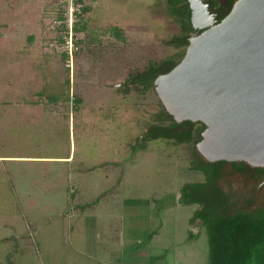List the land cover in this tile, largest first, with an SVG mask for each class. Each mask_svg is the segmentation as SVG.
Listing matches in <instances>:
<instances>
[{
    "label": "rangeland",
    "instance_id": "1",
    "mask_svg": "<svg viewBox=\"0 0 264 264\" xmlns=\"http://www.w3.org/2000/svg\"><path fill=\"white\" fill-rule=\"evenodd\" d=\"M57 1L0 0V60L1 23L41 31ZM85 3L71 71L51 54L26 72L0 61V264H207L205 227L188 222L198 206L179 199L203 179L196 143L144 141L162 103L130 79L180 61L186 46L166 43L179 18L166 0Z\"/></svg>",
    "mask_w": 264,
    "mask_h": 264
},
{
    "label": "water",
    "instance_id": "2",
    "mask_svg": "<svg viewBox=\"0 0 264 264\" xmlns=\"http://www.w3.org/2000/svg\"><path fill=\"white\" fill-rule=\"evenodd\" d=\"M193 28L184 55L154 79L177 122L204 125L195 147L208 162L264 167V0H235L219 18L211 0H186Z\"/></svg>",
    "mask_w": 264,
    "mask_h": 264
},
{
    "label": "trees",
    "instance_id": "3",
    "mask_svg": "<svg viewBox=\"0 0 264 264\" xmlns=\"http://www.w3.org/2000/svg\"><path fill=\"white\" fill-rule=\"evenodd\" d=\"M166 1L170 12L179 18L181 28V33L173 36L166 43L187 46L189 32L193 31L188 3L186 0ZM234 1L227 0L228 10ZM87 12L88 9L85 7L84 13ZM221 17L222 14L219 15V18ZM84 24L77 29H84ZM61 58L63 60V54ZM178 62L172 59L150 62L144 69L132 73L130 79L132 83L140 84L143 90L153 88L156 76L165 72L163 65L168 64L170 69ZM156 119L159 123L151 124L142 135L144 141L169 138L177 143L190 141L196 143L201 138V131L204 128L202 123L198 122L200 126L194 131L192 122L185 121L188 130L179 132L177 128L180 125L163 105ZM138 146L144 148V144L138 143ZM193 151L196 157L191 162L192 167L204 173L209 179L210 167H213L214 163L204 160L196 151L195 145ZM206 186L207 182H185L180 188L179 199L182 204L198 203L201 205V208L193 212L188 222L193 223L199 219L205 227L208 241L207 264H264V205L252 211L223 214L219 211L224 201L223 197L213 194Z\"/></svg>",
    "mask_w": 264,
    "mask_h": 264
},
{
    "label": "flooded vegetation",
    "instance_id": "4",
    "mask_svg": "<svg viewBox=\"0 0 264 264\" xmlns=\"http://www.w3.org/2000/svg\"><path fill=\"white\" fill-rule=\"evenodd\" d=\"M215 1L217 2L216 4ZM211 7L213 11L219 13V15H223L227 11L223 0H211ZM167 68H169L168 64L163 65V70ZM178 124L180 125V127L177 128L179 132H181V130H188L185 121ZM193 124L194 122H192V126ZM212 163H214V166L210 167V178L208 179V177L200 171L203 179L193 182H207L206 188H208L209 191L223 197L224 201L219 209L220 213L234 214L263 207L264 167L252 166L243 161L220 160ZM233 198L235 199L233 200ZM193 204H197V209L201 208L200 204ZM233 208L235 211H230V209ZM196 220L200 221L199 219Z\"/></svg>",
    "mask_w": 264,
    "mask_h": 264
},
{
    "label": "crops",
    "instance_id": "5",
    "mask_svg": "<svg viewBox=\"0 0 264 264\" xmlns=\"http://www.w3.org/2000/svg\"><path fill=\"white\" fill-rule=\"evenodd\" d=\"M58 3L59 1H57L55 5L53 13L56 11ZM21 24L23 23L18 21L14 22L13 20H8L4 23H1V25H3L5 28V31L3 32V38L7 45L5 46L2 60L0 61L8 64V66H11L13 62H16V67L26 72L25 70L28 69L33 70L35 64L41 63L40 61L47 62V57H50L51 54L55 56L59 65H61L60 50L56 47H52L53 50L49 51L45 47L46 40L47 42H49L52 39V34L50 32H47L45 30V27H43L41 31H39L38 29L31 32L27 31L25 32L24 36L21 37L19 31L17 30L18 26H20ZM13 40H18V43L16 45L9 46L8 44H11ZM41 54L45 55V58L43 60L40 59V56L42 57ZM10 59L12 60V62H10ZM52 62H54L53 59ZM97 201L98 199L96 198L95 203ZM85 236L88 242L90 240L93 241V235L90 238L88 237V230L86 231Z\"/></svg>",
    "mask_w": 264,
    "mask_h": 264
},
{
    "label": "built area",
    "instance_id": "6",
    "mask_svg": "<svg viewBox=\"0 0 264 264\" xmlns=\"http://www.w3.org/2000/svg\"><path fill=\"white\" fill-rule=\"evenodd\" d=\"M85 0H59L56 11L44 25L45 30L52 34L48 42L63 54V64L70 71L73 68L75 55L80 51V30L77 28L85 22Z\"/></svg>",
    "mask_w": 264,
    "mask_h": 264
}]
</instances>
